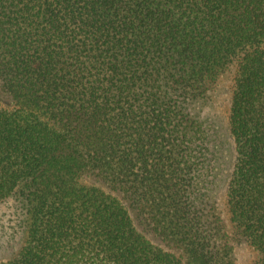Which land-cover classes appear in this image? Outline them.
I'll return each instance as SVG.
<instances>
[{
    "label": "trees",
    "instance_id": "obj_1",
    "mask_svg": "<svg viewBox=\"0 0 264 264\" xmlns=\"http://www.w3.org/2000/svg\"><path fill=\"white\" fill-rule=\"evenodd\" d=\"M231 67L221 207L192 106ZM0 91V264H264V0H0Z\"/></svg>",
    "mask_w": 264,
    "mask_h": 264
},
{
    "label": "rangeland",
    "instance_id": "obj_2",
    "mask_svg": "<svg viewBox=\"0 0 264 264\" xmlns=\"http://www.w3.org/2000/svg\"><path fill=\"white\" fill-rule=\"evenodd\" d=\"M235 76L234 67L227 69L209 95L192 106L193 113L210 127L209 145L216 154L221 207L224 203L227 174L234 159L233 140L228 130V116ZM0 103L10 105L9 97L1 91ZM21 217L16 201L8 200L0 204V258L14 255L21 246L24 237ZM236 255L240 263H246L251 261L255 252L251 247L241 244L236 247Z\"/></svg>",
    "mask_w": 264,
    "mask_h": 264
}]
</instances>
